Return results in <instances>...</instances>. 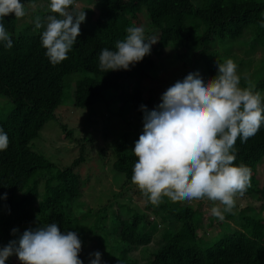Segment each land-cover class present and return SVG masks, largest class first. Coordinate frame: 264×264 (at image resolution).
Here are the masks:
<instances>
[{
	"label": "trees",
	"instance_id": "obj_1",
	"mask_svg": "<svg viewBox=\"0 0 264 264\" xmlns=\"http://www.w3.org/2000/svg\"><path fill=\"white\" fill-rule=\"evenodd\" d=\"M29 2L21 0L26 7L25 17L9 15L3 20L13 47L7 49L0 42V129L9 139L8 148L0 151V247L17 240L29 228L56 223L61 232H76L82 247L87 235H92L102 264H264V178L260 186L255 179L256 169L264 159V125L247 142L238 138L235 144L234 166L244 164L251 170V186L241 198L255 203L257 209L248 207L235 217L226 216L233 219V227L226 226L209 245L196 234L200 228L199 211L178 202L168 205L165 199L159 206L146 201L143 208L167 228L161 231L156 249L149 256L146 251L148 257L142 263L132 254L149 245L156 232L153 218L133 210L123 213L118 204L116 211H107L103 206L93 214L88 209L84 215L79 210V214L73 212L80 205V179L74 169L83 162L82 155L69 166L56 169L31 146L53 117L64 86L72 84L74 108L86 109L101 99L106 113L120 117L131 110L138 120V129H131L127 123L128 131L109 132L111 142L104 144L112 157L111 170L121 175L125 184L132 185L137 159L133 149L143 131L141 105L149 110L153 99L151 92L144 90L145 83H155L149 76L156 65L153 58L162 57L170 48L171 56L188 55L186 58L196 70L201 63L200 67L214 78L218 72L216 62L232 59L229 54L233 44L240 45L242 41L245 56L255 50L264 53V0H96L97 13L81 25V34L68 58L56 66L41 45L43 29H35L32 24L35 15L50 14V0H31L35 9L28 7ZM130 26L157 33L150 54L127 71H101L99 54L105 48L114 51ZM145 37L149 39L147 34ZM217 45H228L224 56L215 50ZM261 64L263 67L255 70L258 77L253 81L240 77V86L250 83L264 98V63ZM237 65L244 66L242 61ZM72 75L79 78L68 81ZM106 92L111 94L104 98ZM60 128L66 137L70 135L64 126ZM135 193L142 196L139 191ZM250 208V215L243 214ZM107 218L113 224L109 230ZM13 229L17 230L15 235ZM12 257L20 264L15 255L7 260Z\"/></svg>",
	"mask_w": 264,
	"mask_h": 264
},
{
	"label": "clouds",
	"instance_id": "obj_2",
	"mask_svg": "<svg viewBox=\"0 0 264 264\" xmlns=\"http://www.w3.org/2000/svg\"><path fill=\"white\" fill-rule=\"evenodd\" d=\"M75 3L50 0V14L32 19L35 29H43L41 45L53 66L68 58L86 20L85 11H75ZM28 7L35 9L36 5L30 0ZM9 15L25 17V4L0 0V42L7 49L13 47L3 24ZM126 33L114 51L105 48L99 54L101 71L129 70L149 55L157 42L154 37L146 39L142 26H130ZM216 64L217 75L207 82L199 73H190L167 88L155 109L149 111L141 105L143 131L133 149L137 159L131 183L153 206H159L164 198L174 203L209 201L214 205L210 214L223 221L224 213H232L237 197L251 186L250 168L234 166L235 144L238 138L247 142L264 125V98L250 83L240 86L232 59ZM8 145V136L0 129V151ZM16 232L13 229V235ZM81 249L76 232H61L56 223L40 225L0 247V264L13 255L20 264H83ZM93 255L91 264H100L101 253Z\"/></svg>",
	"mask_w": 264,
	"mask_h": 264
},
{
	"label": "rangeland",
	"instance_id": "obj_3",
	"mask_svg": "<svg viewBox=\"0 0 264 264\" xmlns=\"http://www.w3.org/2000/svg\"><path fill=\"white\" fill-rule=\"evenodd\" d=\"M88 1L89 0H87V2ZM74 8L77 11H85V22L88 18H92V16L97 13L96 0H92L89 3H86V0L76 2ZM90 12L91 16L89 17ZM24 20L25 19L21 21ZM143 21L144 20H142V22ZM144 29L148 32H145L148 38H157L156 32L148 31L146 27ZM240 43V45H237V43L233 44L229 56L236 65L240 61L244 64L243 67L237 65L238 75L253 81L258 77L256 76L255 70L259 69L261 66L263 67L261 63H264V53L261 50H255L252 55L245 56L242 52L246 47L242 46V41ZM227 46L228 45H217L215 50L220 54V57L224 56L223 54H225ZM172 53L173 50L168 48L164 51L162 57L153 58L156 65L149 76L155 83L144 84V90L146 92L150 91L153 97L149 105V111L155 109L161 103L160 98L168 87L172 86L178 80L182 81L188 74L199 73L205 82L212 79L211 76L207 75L206 69L200 67L201 63L198 65V70H196L193 62L187 59L188 55H185L186 58L184 56L178 57V55L171 56ZM78 78L77 75H72L68 81L74 82ZM110 94L111 92H106L103 93L102 96L107 98ZM127 123H129L131 129L136 130L139 128L138 120L135 119L131 110H127V112L120 117L118 115L108 114L104 111L103 101L101 99L89 108H74L72 106V84L70 86L65 85L62 91L60 104L54 110L53 117L44 124L38 137L32 142L31 146L32 149L42 154L47 160L53 163L56 169L69 166L78 155H82L84 159L83 162L74 169L80 179V205H77L73 212L79 214V210L81 215H84L86 209H88V211L90 210L91 214H93L96 211H100L103 206L108 209L107 211H116V204H118L122 206L121 209L123 213H126L127 210L129 213V210H133L138 213H146L148 218H153L156 232L152 236L149 245L142 250L138 249L132 254L135 259L142 263L150 255L151 251L156 249L159 242V235L161 231L165 230L167 227L157 216L143 208L146 199L135 193V191L139 190L133 184H125L124 178L111 170L112 157L109 155L110 151L105 149L104 144L111 142L112 137H110L111 135L109 132L114 131L116 134L128 131ZM61 126L69 130L70 135L68 137L61 133ZM80 147H82L81 152L79 150ZM103 149L106 152L103 151ZM263 178L264 159L261 161L260 165H258L255 173L258 186H260ZM164 199V202L168 205L174 203L168 198ZM178 204L180 206L186 205L199 211L198 224L200 228L196 234L198 238L203 239V241L209 245L221 236V232L225 230L226 226L233 227V219H228L226 216L234 215L235 217L240 214L241 211L248 209V207L257 209L255 203H250L238 196L233 212L224 213L225 219L220 221L210 214V209L214 205L209 201H186L178 202ZM251 211L252 209L250 208L243 214L250 215ZM258 213L257 210H254L255 216H258ZM260 215L262 216L263 214ZM75 216H77V214ZM106 216L109 218V213ZM108 218L106 220V226L109 230L113 227V224ZM208 222H210V224H208ZM173 228H175V225ZM97 251L99 252V249L97 248L95 239L92 235H87L86 243L81 249L79 258L83 261V264H91V260L95 258L93 254ZM146 251L148 256H146ZM5 264H18V261L12 257L7 260Z\"/></svg>",
	"mask_w": 264,
	"mask_h": 264
}]
</instances>
